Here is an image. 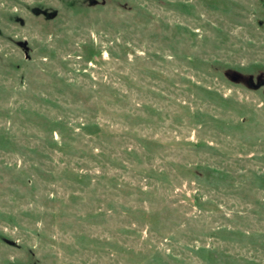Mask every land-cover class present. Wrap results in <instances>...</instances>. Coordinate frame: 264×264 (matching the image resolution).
<instances>
[{
  "label": "rangeland",
  "instance_id": "rangeland-1",
  "mask_svg": "<svg viewBox=\"0 0 264 264\" xmlns=\"http://www.w3.org/2000/svg\"><path fill=\"white\" fill-rule=\"evenodd\" d=\"M116 1L0 0V264H264V0Z\"/></svg>",
  "mask_w": 264,
  "mask_h": 264
},
{
  "label": "flooded vegetation",
  "instance_id": "flooded-vegetation-1",
  "mask_svg": "<svg viewBox=\"0 0 264 264\" xmlns=\"http://www.w3.org/2000/svg\"><path fill=\"white\" fill-rule=\"evenodd\" d=\"M159 1H160V3H163V0H159ZM87 2L89 4V6H91V7H97V6L106 7L108 5V0H87ZM115 4L117 5V7H122L121 2L119 0H117L115 2ZM126 6H127V2H126ZM36 8H40L41 10H47L48 11L47 14H41V15L37 16L38 18H42L45 22L55 21V19L59 16V13H58V16L55 19L48 20L49 11L51 12V8L50 7H34V8H31V10H30L31 13L34 14V10ZM124 8H128L129 12L131 10L129 6L124 7ZM19 19H21V18L16 17L15 22H19L20 26L24 27L26 25L25 22H24V24H22L19 21ZM260 26H264V22H261ZM243 75L252 76L253 79L250 80L249 78H242L240 80V83H238V85L249 90V91H251V92L262 93L264 96V70H258L256 72H254L253 74H243Z\"/></svg>",
  "mask_w": 264,
  "mask_h": 264
},
{
  "label": "water",
  "instance_id": "water-1",
  "mask_svg": "<svg viewBox=\"0 0 264 264\" xmlns=\"http://www.w3.org/2000/svg\"><path fill=\"white\" fill-rule=\"evenodd\" d=\"M47 10H41L40 8H36L34 10V15L36 16H39L41 14H47ZM58 16V11L54 10V11H49V15H48V20H53L55 19L56 17ZM19 21L24 24V20L22 19H19ZM18 45L24 49L25 51V55H26V58L27 60L30 59V48L28 47V44L27 42H18ZM18 68V66H17ZM224 75L232 82L234 83H240V80L242 78H249L250 80L253 79L252 76H246V75H243L242 73L238 72V71H235V70H227L224 72Z\"/></svg>",
  "mask_w": 264,
  "mask_h": 264
}]
</instances>
